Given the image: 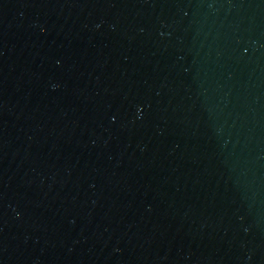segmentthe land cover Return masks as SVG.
Returning <instances> with one entry per match:
<instances>
[{
    "label": "water",
    "instance_id": "water-1",
    "mask_svg": "<svg viewBox=\"0 0 264 264\" xmlns=\"http://www.w3.org/2000/svg\"><path fill=\"white\" fill-rule=\"evenodd\" d=\"M0 264H264V0H0Z\"/></svg>",
    "mask_w": 264,
    "mask_h": 264
}]
</instances>
